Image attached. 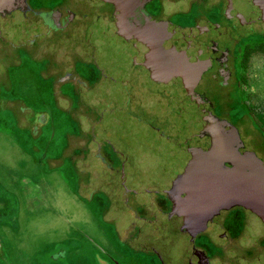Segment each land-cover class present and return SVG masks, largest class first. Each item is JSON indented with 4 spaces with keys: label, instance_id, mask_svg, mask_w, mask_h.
<instances>
[{
    "label": "flooded vegetation",
    "instance_id": "1",
    "mask_svg": "<svg viewBox=\"0 0 264 264\" xmlns=\"http://www.w3.org/2000/svg\"><path fill=\"white\" fill-rule=\"evenodd\" d=\"M141 1L139 22L144 15L192 31L204 53L200 70L177 73L170 61L125 42L113 0H26L22 11L0 19L7 46L0 53H15L6 68L30 62L40 81L53 84V96L68 101L76 114L72 152L93 161V178L115 177L113 188L93 191L106 192V206L128 214L124 243L145 256L140 264H264V223L255 213L241 205L221 209L191 236L169 215L167 195L190 152L209 148L202 131L211 115L237 128L241 153L264 161V94L254 70L264 58V0ZM123 46L129 51L117 53ZM25 111L35 114L33 128L47 119L32 105ZM174 220L185 239L180 245Z\"/></svg>",
    "mask_w": 264,
    "mask_h": 264
},
{
    "label": "rangeland",
    "instance_id": "2",
    "mask_svg": "<svg viewBox=\"0 0 264 264\" xmlns=\"http://www.w3.org/2000/svg\"><path fill=\"white\" fill-rule=\"evenodd\" d=\"M5 41L0 40L2 52ZM13 56L0 53V264H112L111 255L121 264H140L145 256L133 255L124 243L128 214L107 207L101 197L106 192L93 191L113 188L115 177L89 174L93 161L72 152L76 114L67 110L68 101L53 96V84L40 81L30 62L23 59L22 68L8 71L5 62ZM254 70L264 94L263 57ZM26 105L47 113L39 128H33L35 114ZM250 218L260 232L262 225ZM178 224L174 220L170 227L180 245L185 239Z\"/></svg>",
    "mask_w": 264,
    "mask_h": 264
},
{
    "label": "water",
    "instance_id": "3",
    "mask_svg": "<svg viewBox=\"0 0 264 264\" xmlns=\"http://www.w3.org/2000/svg\"><path fill=\"white\" fill-rule=\"evenodd\" d=\"M142 5L141 0H113L116 33L170 61L177 73L200 70L204 53L192 31L144 15L139 22L134 15ZM25 6L26 0H0V19ZM206 122L202 134L210 137V146L192 150L188 164L170 184L169 215L180 218L181 230L191 236L221 209L234 205L249 209L264 223V161L253 151H239L243 144L239 132L227 120L211 115Z\"/></svg>",
    "mask_w": 264,
    "mask_h": 264
}]
</instances>
